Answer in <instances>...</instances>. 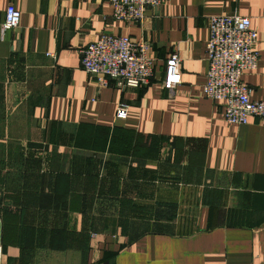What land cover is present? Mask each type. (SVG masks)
<instances>
[{
    "label": "crops",
    "instance_id": "0c3cea01",
    "mask_svg": "<svg viewBox=\"0 0 264 264\" xmlns=\"http://www.w3.org/2000/svg\"><path fill=\"white\" fill-rule=\"evenodd\" d=\"M7 7L19 21L0 30V264H264V121L228 125L202 93L208 19L236 14L257 34L240 82L264 102V0H168L137 23L114 21L103 0H0V26ZM103 33L145 44L146 87L81 70ZM125 134L155 156L121 155L112 139ZM49 229L62 247H33Z\"/></svg>",
    "mask_w": 264,
    "mask_h": 264
},
{
    "label": "built area",
    "instance_id": "2783aa9c",
    "mask_svg": "<svg viewBox=\"0 0 264 264\" xmlns=\"http://www.w3.org/2000/svg\"><path fill=\"white\" fill-rule=\"evenodd\" d=\"M111 10L114 21L137 23L149 7L168 0H103ZM19 12L7 7L0 26L1 32L15 28ZM257 34L249 20L236 14L213 16L208 19V35L204 44L207 62L202 93L223 108L222 120L233 126L246 125L249 117L264 121V102L249 99L250 90L240 82L245 71H252L256 54L252 46ZM143 42L135 43L126 36L100 34L80 50V68L99 86L112 82L118 89L143 88L152 78L151 61ZM180 83V58L171 52L164 61L160 88L170 98ZM127 106L116 105L114 118L126 117Z\"/></svg>",
    "mask_w": 264,
    "mask_h": 264
},
{
    "label": "trees",
    "instance_id": "16d2710c",
    "mask_svg": "<svg viewBox=\"0 0 264 264\" xmlns=\"http://www.w3.org/2000/svg\"><path fill=\"white\" fill-rule=\"evenodd\" d=\"M112 140H115L119 144V148L121 150L120 149L117 150H119L121 155L135 156L137 151L139 156L146 158L151 154L153 155V153L156 151L154 149V145L151 142L150 144L146 145L145 142L141 141L140 137L131 134H125L121 138L119 136L118 137L113 136ZM152 141L157 142L156 140L153 139ZM141 143H143V145L142 147H139L140 146L139 144ZM61 233H63L62 230H57V229L37 230L36 236L34 237L33 247L36 248L48 247L49 249H60L62 246H60L57 241Z\"/></svg>",
    "mask_w": 264,
    "mask_h": 264
}]
</instances>
